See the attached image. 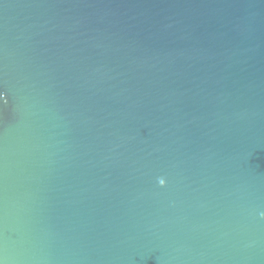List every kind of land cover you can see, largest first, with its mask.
Segmentation results:
<instances>
[{
	"label": "water",
	"instance_id": "water-1",
	"mask_svg": "<svg viewBox=\"0 0 264 264\" xmlns=\"http://www.w3.org/2000/svg\"><path fill=\"white\" fill-rule=\"evenodd\" d=\"M261 213L264 0H0V264H264Z\"/></svg>",
	"mask_w": 264,
	"mask_h": 264
},
{
	"label": "clouds",
	"instance_id": "clouds-1",
	"mask_svg": "<svg viewBox=\"0 0 264 264\" xmlns=\"http://www.w3.org/2000/svg\"><path fill=\"white\" fill-rule=\"evenodd\" d=\"M159 184L161 185V186H163L164 184H165V180L164 179H159ZM261 215L262 216H264V213H261Z\"/></svg>",
	"mask_w": 264,
	"mask_h": 264
}]
</instances>
